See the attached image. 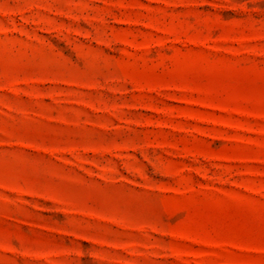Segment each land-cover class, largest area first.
Wrapping results in <instances>:
<instances>
[{"label": "rangeland", "instance_id": "obj_1", "mask_svg": "<svg viewBox=\"0 0 264 264\" xmlns=\"http://www.w3.org/2000/svg\"><path fill=\"white\" fill-rule=\"evenodd\" d=\"M0 264H264V0H0Z\"/></svg>", "mask_w": 264, "mask_h": 264}]
</instances>
